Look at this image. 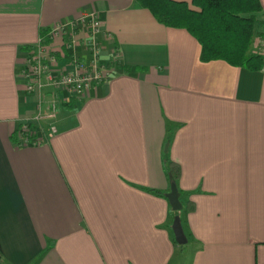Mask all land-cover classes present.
<instances>
[{
    "label": "crops",
    "instance_id": "1",
    "mask_svg": "<svg viewBox=\"0 0 264 264\" xmlns=\"http://www.w3.org/2000/svg\"><path fill=\"white\" fill-rule=\"evenodd\" d=\"M260 3L250 49L264 57ZM88 11L102 24L100 58L121 66L81 99L27 92L29 49ZM85 37L72 49L82 60ZM200 50L137 0H0V264H264V65L204 62ZM25 122L38 143L18 144ZM168 130L182 245L166 197Z\"/></svg>",
    "mask_w": 264,
    "mask_h": 264
},
{
    "label": "trees",
    "instance_id": "2",
    "mask_svg": "<svg viewBox=\"0 0 264 264\" xmlns=\"http://www.w3.org/2000/svg\"><path fill=\"white\" fill-rule=\"evenodd\" d=\"M137 2L161 24L187 30L200 44L201 61L222 60L250 71L263 68V55L250 49L255 22L253 14L261 11L260 0H191L190 4L175 0ZM110 65L121 66V63L115 61ZM171 140L172 132L168 130L162 158L167 175L176 183L181 176V168L168 157ZM155 193L164 195L158 190ZM178 193L181 195L180 191ZM185 209L190 211L193 205L187 203Z\"/></svg>",
    "mask_w": 264,
    "mask_h": 264
},
{
    "label": "built area",
    "instance_id": "3",
    "mask_svg": "<svg viewBox=\"0 0 264 264\" xmlns=\"http://www.w3.org/2000/svg\"><path fill=\"white\" fill-rule=\"evenodd\" d=\"M84 31L85 47L89 54L87 60H82L72 52L78 31ZM102 30L101 21L94 11L81 13L77 18L59 20L46 32L47 42L42 37L33 45L24 59L20 76L26 84L27 92H35L50 88L55 92L66 94L65 101L71 97L81 99L83 94L93 85L108 81L113 68L109 62L100 58L101 45L99 33ZM60 42L59 46H55ZM57 102L49 104L47 118H53ZM42 114L39 112L33 121L37 122ZM56 129L50 125V133ZM18 144L31 145L39 142L30 122L21 124L18 129Z\"/></svg>",
    "mask_w": 264,
    "mask_h": 264
},
{
    "label": "water",
    "instance_id": "4",
    "mask_svg": "<svg viewBox=\"0 0 264 264\" xmlns=\"http://www.w3.org/2000/svg\"><path fill=\"white\" fill-rule=\"evenodd\" d=\"M166 197L169 201V204L173 210H180L182 208V205L179 201V193L176 188L175 182H171L170 186V192L166 194ZM172 230L174 233L175 241L177 244L182 245L187 242V237L185 235L183 226L181 224L180 217L175 216L173 223H172Z\"/></svg>",
    "mask_w": 264,
    "mask_h": 264
},
{
    "label": "rangeland",
    "instance_id": "5",
    "mask_svg": "<svg viewBox=\"0 0 264 264\" xmlns=\"http://www.w3.org/2000/svg\"><path fill=\"white\" fill-rule=\"evenodd\" d=\"M174 211L177 213L176 216H178V217H180V216H179V213L182 214V213H181V210H174Z\"/></svg>",
    "mask_w": 264,
    "mask_h": 264
}]
</instances>
